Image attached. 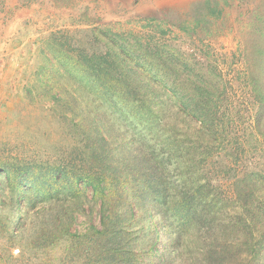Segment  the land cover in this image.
<instances>
[{"label":"trees","instance_id":"16d2710c","mask_svg":"<svg viewBox=\"0 0 264 264\" xmlns=\"http://www.w3.org/2000/svg\"><path fill=\"white\" fill-rule=\"evenodd\" d=\"M221 1L231 0L194 1L193 13L184 12L194 23L182 28L193 38L188 52L99 28L75 45L61 43L67 56L58 61L77 84L60 100L71 118L59 133L67 143L53 160L0 162L9 193L0 205L17 212L23 197L19 225L42 206L59 212L12 229L0 216V264H46V251L56 249L50 264H264V9L251 11L240 36L246 90L237 95L203 39ZM173 26L154 32L167 35ZM56 69L36 73L50 81L45 93L64 85ZM87 187L98 201V226L72 231ZM23 228L32 243L12 255Z\"/></svg>","mask_w":264,"mask_h":264},{"label":"rangeland","instance_id":"374dc122","mask_svg":"<svg viewBox=\"0 0 264 264\" xmlns=\"http://www.w3.org/2000/svg\"><path fill=\"white\" fill-rule=\"evenodd\" d=\"M194 1L198 0H0V162H11L15 157H26L27 161L32 160L30 162L53 160L67 143L59 133L66 131L65 122L71 118L69 111L61 110L63 103L60 100L67 98L66 90L72 94V85L77 84L74 83L73 69L66 71L58 61L67 56L66 45L61 46V43L75 45L73 41L87 37V32L99 28L112 33L132 34L143 40L160 38L178 46L180 51L188 52L193 38L187 37L182 28L194 26L191 19L184 21V12L193 13L188 7ZM220 6L222 12L219 17H207L208 32L203 39L216 57L226 81L240 95L246 90L243 79L246 70L238 48L240 36L248 25L247 16L251 11L255 14L256 10L259 14L264 9V0H231L229 5L221 1ZM172 24L176 26L170 34L154 32L156 28L167 30ZM201 31L196 34V39L202 37ZM47 45L55 55L45 48ZM39 49L43 50L42 53ZM56 51H62V54ZM44 58L52 63L51 66ZM44 67H57L55 73L62 77L59 83L64 85L53 86L45 93L44 83L49 84L50 81L43 79V74L36 76L38 69ZM3 179L4 175L0 174V203H8L9 193L3 189ZM220 184L224 194L230 195L229 181L222 178ZM86 194L88 205L82 204L85 213H72L74 218L70 219L68 226L72 231L83 232L91 224L98 226V201L92 196L90 187H87ZM18 203L20 207L13 213L9 212L10 206L0 205V216L10 218V229L31 224L38 214L55 217L59 212V207L53 212L55 205H51L52 208L42 206L19 225L17 218L25 211L22 196L18 197ZM58 203L76 201L59 200ZM42 208L47 212H42ZM41 216L38 223L42 222ZM20 238L18 246L12 248V255L18 252L20 245L31 244L33 240L24 228L20 231ZM3 241L5 245L4 233L0 229L1 247ZM162 243L160 240L157 245ZM2 252L3 248L0 249ZM46 252L50 254L46 264H50L59 253L57 249Z\"/></svg>","mask_w":264,"mask_h":264}]
</instances>
